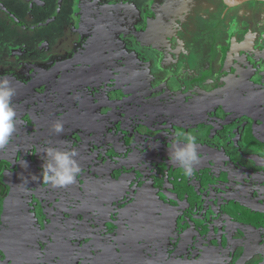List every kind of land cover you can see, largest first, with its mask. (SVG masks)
Here are the masks:
<instances>
[{"label":"flooded vegetation","instance_id":"1","mask_svg":"<svg viewBox=\"0 0 264 264\" xmlns=\"http://www.w3.org/2000/svg\"><path fill=\"white\" fill-rule=\"evenodd\" d=\"M6 1L10 3V0ZM250 2L252 4H249L250 6L241 13L243 22L240 24L241 27L237 29L234 26L231 30L230 25L236 20L235 17L234 21L226 22L224 19L217 25L213 24L216 14L212 10L208 12L209 9L205 12L203 8H200L201 6L197 7V3L196 7L179 6V12L183 9L186 12L183 16L163 11L160 14L155 13V16L153 13L150 18L149 11L144 16L142 11L146 9L144 5L141 6L142 8L132 5L134 3L140 6V0H34L33 4H44L43 7L38 8L42 14L48 10L51 12V17L46 18L51 25L54 22L61 25L58 20L62 19L66 23L62 24V30L67 31L68 24L71 22L72 26H69L71 32L73 29H78L87 40L81 41L80 49L78 46L74 51H66L68 55L64 57L61 56L62 53L48 52L49 49L41 50L38 53L41 63L36 64V69H30V66L21 60L23 56L26 58L32 53L28 51L20 53L23 47H15L17 49L10 53V60L15 59L17 53L21 56L15 67L12 66L14 64L2 65L3 62L9 61L5 59L3 61L0 56V72L8 74L6 70L10 69L13 73L21 72L23 68L20 65H23L28 68L24 70V73H34L32 79L26 77L25 83L16 82L15 85L10 82L16 91L12 98V107L16 111L17 119L16 131L10 143L4 151L0 152V204L3 198L10 196L23 201L27 198L28 203L33 205L34 196L39 195L55 199L53 206H49V210L53 209L54 213L60 215L64 211L61 207L79 203L71 200L74 196L86 195L93 198L91 207L87 210L90 218L87 220L88 222L97 221V223L91 222V229L97 228L102 238L107 237L104 244L116 248L118 252L116 262L123 259L126 264H229L232 258L225 255L224 250H215L209 240L210 234L221 226L222 229L228 228V225L237 223L240 219L243 224L250 223L251 228L248 227L250 230L264 227V211L259 208L261 204H264V160L258 159L262 151L259 148L261 145L257 144L253 152L247 150L253 160L250 166L243 163L244 155H247L246 151L242 154L239 149H234V152L240 155V159L237 160L227 151L221 154L223 149L216 143L201 144L199 146L201 150H198V153L202 158L200 162L202 169L185 175L177 166L169 163V150L163 149L168 141L173 142L176 130L185 131L191 128L177 120L169 123L163 118L162 123L152 121L146 114V109L149 108L148 105L155 96L147 91V86L143 84L142 79L138 89L129 96L131 90L125 89L127 87L125 83H128L129 77L134 75L131 72L134 70L131 69L133 65L129 60L127 61V55L132 53L131 50L139 49L137 50L139 54L141 50L143 51L141 54L158 56L157 52L153 53V42L145 37L147 44L142 43L137 39L134 31L140 30L138 31L140 35H147L146 33L149 34L150 31L149 35L152 37L154 33H159V31L152 33L158 30L154 25L159 23L171 26V29H167L171 33L168 35L169 38L173 39L172 35H176L173 43L161 47L162 56L170 52L171 47L172 52L173 50L177 52L179 46L186 44L183 41L182 32L187 27L189 29L197 27L207 37L212 28L213 30L216 28V34L230 36L227 45L218 50L213 49L211 53H204L194 45L196 64L199 65L200 59H209L207 64L203 63L198 67L208 73L207 70L213 67L216 56H221L222 63L226 61L225 65L229 61L225 68H229L228 75L235 85L234 88L241 91V98L244 100L241 112L245 114L241 119H244L252 128L253 142L259 138L264 140V131L260 129L261 125L264 126V22L258 27L253 20L257 16H262L264 19V2ZM15 3L19 9L28 6L25 0H17ZM15 3L12 1L11 5L16 6ZM120 4L125 7L121 11L124 12L121 15L125 16L124 20L117 17L105 19L104 15H102L104 16L102 21L97 19L98 16L95 14L100 11V8L118 14L119 10H115V7ZM195 10L196 20L192 15ZM11 16H14L17 21L20 18L25 19L24 14L20 15L17 12ZM92 29H96L97 35L88 39L85 37L86 32ZM128 29L133 30L129 32ZM74 32L78 31L74 30ZM233 33L235 38H243L242 44L234 41ZM237 33L241 35L236 36ZM257 33L259 36L254 43L252 37L255 39ZM78 35L80 36V33L74 34L70 39L77 43L74 47L79 44ZM111 38L118 44H122L121 47L110 46L111 43L108 40ZM193 38L196 37L193 36ZM112 40L109 41L112 42ZM256 43L258 51L248 46ZM55 44L56 42L53 41V47H56ZM102 47L107 51L102 52L101 50H104ZM26 48L29 47L25 46L23 49ZM172 63L173 61L170 62ZM40 64H45L46 69L40 68ZM146 65L148 69L156 70V73H159L161 68L160 66L154 68L155 65L151 61ZM127 72L129 77L120 79L121 75H117ZM208 79L209 83L210 80H216L213 75ZM253 108L256 112L254 122L247 117L250 113L248 109L253 110ZM56 121L64 123L62 124L64 131L60 134L53 130V124ZM228 124L233 126L235 122L232 119L228 121ZM236 128L235 134L227 132L226 138L231 141L236 138L242 139L244 132L246 137L247 131L244 125ZM165 133H167L165 140L158 150L167 152V156H158L156 160L149 158L151 157L149 154L153 153L151 151L153 141L160 135L164 136ZM47 147L77 150L76 159L82 167V173L76 179L77 186L70 184L54 191L50 185L42 183L41 167L42 158L45 155L43 150ZM213 158L220 160V167L215 166ZM144 160L147 161L141 163ZM206 161L209 162L206 163ZM148 162L150 164L147 169L136 168L139 164L146 166ZM222 163L229 167L226 169ZM156 170L161 171L162 182L158 181ZM186 185L190 191L184 194ZM137 192L141 194L144 201L152 204L171 202L169 194L180 195L178 199L183 203V210L180 215L171 211L175 214L171 225H168L167 219L170 216L166 214V207L155 208L157 210L152 212L151 215L154 216L148 222L149 231L147 229L145 235L135 236L134 230H138L141 226L131 221L125 224V221L121 219V212L126 205L131 204L132 195ZM109 194L116 196L112 204L101 200L105 196H110ZM124 196L127 198H122ZM120 198L123 199L122 202ZM189 204L199 208L200 211H191L188 209ZM209 210L222 211L224 214L227 213V217L219 218V222L215 219L217 223H213L210 221L213 216L208 212ZM17 211V218L22 223L24 209L20 206ZM40 215L36 207L32 206L29 209L28 222L31 229L39 223ZM178 215L183 218L182 221L180 219L178 222L175 221L174 217ZM201 215L206 217L200 218ZM233 216H236V219H231ZM2 218L4 216L1 214L0 221ZM21 223L18 227L19 239L16 241L20 254L25 248L21 237L23 229ZM82 235L86 234L82 233ZM3 242L5 240L0 239V264H3L2 259L6 257L14 258L10 252L5 253L6 247ZM121 246H126V250L121 249ZM259 246L263 255H261L262 258H255L253 264H264V244L260 243ZM20 254L16 250L15 258H20Z\"/></svg>","mask_w":264,"mask_h":264},{"label":"rangeland","instance_id":"2","mask_svg":"<svg viewBox=\"0 0 264 264\" xmlns=\"http://www.w3.org/2000/svg\"><path fill=\"white\" fill-rule=\"evenodd\" d=\"M10 1L15 2V0ZM25 1L31 2L32 0ZM6 2V0H0V56L3 61L5 59L9 62H3L2 65L8 66L9 64H14L12 66L15 67L21 56L16 52L17 57L10 60L9 56L11 51L20 47L24 48L26 46L29 48H22L20 53H24L25 51L32 53L29 56H26V58H24L23 56L21 60H24V62L30 66V69H36V64L41 63V60L38 59V53L41 50L49 49L48 52L54 53L62 50L63 53L61 54V56L64 57L68 55V52L76 50L78 46H80V49L82 46L81 41L87 40L83 37V33L80 30L73 29V32H71V27H69L72 26L71 22L70 24H68L69 26L67 27V31L66 29L62 30V24H66L65 21H62V19L58 20L59 24L61 25H57L55 22L51 25V23L48 21L39 22L38 20H42L40 19V17L43 14L38 8L43 7V3L33 5L31 3V6L22 7L20 9L18 6L14 7V10L17 13H20V15L24 14L25 16V19L20 18L19 21H17L14 16H11L10 12L6 10V8L11 9V7L5 4ZM210 4L214 6V14H216L219 8H221V4ZM248 5L249 4L244 3L229 9V12L227 14L229 16V20L232 21V18H236V20L234 21L235 24L233 23L230 25L231 30L234 28V26H236L237 29L241 27L240 24H243L241 13H243L245 9L249 7ZM123 9H125L124 6H122L121 4L117 5L115 7V10L119 11H117L118 14H114L108 10H103V8H100V11L96 12L95 15L98 16L97 19L100 21L103 20L104 16L105 19L117 17L120 20H124L125 16H121L124 13L121 12ZM205 9H207V6H205ZM2 13H4L5 17L2 16ZM139 14H141V12ZM257 17L259 18L262 16ZM214 18L215 19L213 24L217 25V23L221 20L220 14H216ZM253 20L255 23H257L255 19ZM143 22L145 23V21H142V23ZM86 24L88 25L89 23L86 22ZM154 26L158 30L154 28V30L156 31H153L152 33L159 31L162 32V34L164 33V35H159V33L157 32L154 33L151 37L149 35L151 33L150 31L149 34L146 33L147 35H140L138 34V31L140 30H137L136 32L134 31V34H137V37L140 38L138 40H143L145 44L147 43L144 38L147 37L148 39H150L153 42V53L155 54L157 52L158 56L151 57V55L148 56L147 54H141V52H143L141 50L139 54L137 51L139 49L131 50L132 53H128L127 55V61L129 60V62L133 65L131 69H133L134 71L131 72L134 73V75L129 77V72L125 74H117L121 75L120 79L124 77L130 78V80L127 81L128 83H125L127 86L125 87V89L131 90L129 96H131V94H133V92L138 89V86L142 83V79L143 84L147 86V91L151 94L153 93V95L155 96V98L148 105L149 108L146 109V114L149 115L152 121L162 123V118L168 120V123L173 122L172 120L182 121L184 124H186L187 127L191 128L185 131H190L197 137V145L199 151L201 150V148H199L201 144L211 145L216 143L217 145H220V148L223 149L220 152L221 154H225V152L227 151L237 160L240 159V155L235 153L234 149L237 148L240 150V153L244 154V151H246V153L247 150L248 152H250L256 147L257 144H260L261 147L259 148H261L262 151L260 152V155L258 156L260 158L258 159L260 161L264 160V140L259 138L255 140V142H253L252 128L249 126V124H247V122L244 121V119H241L243 114H245L243 113V111L241 112L243 107L242 101L244 102V100L243 98H241V91H237L234 88L235 85H233L232 79L228 75L229 68H225L229 61L225 65L226 61L222 63L221 56H216L213 62V67L210 66L211 68L207 70L208 73L203 72L200 68H198L200 66H197L196 64V50H193L194 45L198 47L197 49L211 53L213 52V49L218 50L220 47L227 45L230 36L228 35L229 37H224L216 34V28H214V30L212 28L209 30V36L207 37L204 36L202 34V31L197 27L196 29L195 27L194 29H189L187 27L184 28L182 32V38L186 44H182V47L179 46V50L177 52H175V50H173L172 52L173 48L171 47L170 52H168L165 56H162L161 50L163 46L173 43L176 35H172L173 39L169 38L168 35L171 33L167 29H171V26L167 25L166 23H159L158 25ZM22 28H29V31L22 30ZM74 30L78 32H74ZM132 30L133 29H128L129 32H131ZM95 31L96 29L87 31L85 37L90 39L91 37H93V35H97ZM76 33H80V36L78 35L77 37L78 39H80V41L79 44L74 47V45H76L77 43L75 44V42L70 39ZM138 35H140L141 37ZM238 35H241V33L236 34V36ZM193 36L196 38H193ZM232 37H234V33ZM256 38L257 36H255V39L252 37L254 43L257 41ZM109 40H112V38ZM109 40L108 42L111 43L110 46L121 47L122 45H120V43L118 44L115 40H112V42ZM53 41L56 42V47H53ZM248 46H251L250 48L258 51L257 43L255 45L250 44ZM102 49L104 50H101L100 48L102 52L107 51L104 47H102ZM163 52L165 51L163 50ZM173 53L175 54L173 55ZM92 54L94 53L92 52ZM149 61L153 62V64L155 65L154 68L156 66L161 67L159 68V73H156L157 71L153 68L148 69L146 64ZM171 61H173L172 64H170ZM120 64H122V62ZM20 66L23 68L21 72L17 71L13 73L12 69H5L9 73L5 74L0 72V78L6 77L10 82H12V84L15 85L16 82L25 83L26 77L32 79L34 73H24V70L28 68H25V66L23 67V65ZM141 67L147 69H143ZM40 68L46 69L45 64H40ZM136 68H139L140 70H137ZM211 75H213L216 80H210L209 83L208 78ZM149 80L150 82H148ZM151 85L153 86L151 87ZM154 90H156V92ZM248 111L250 112H248L249 115L246 114L248 119L254 122L256 115V112H254L255 109H248ZM232 119L235 122L233 126L228 124V121ZM241 125H244V129L247 131L246 137L244 132L242 139L236 138L231 141L230 139L226 138L227 132L235 134V131H237L236 127H240ZM248 126L250 128H248ZM260 129L261 131H264V126L261 125ZM174 131L175 130H173V132ZM166 134L167 133H165L164 136H158L153 141L151 145V151L153 153L149 154L151 155V157L149 158L156 160L158 156H167V152L164 151L169 150L167 147L171 146L172 142L168 141L163 149L164 151L161 152L160 150H158V147H161L160 145L164 142ZM221 142L223 143L222 145ZM244 157L245 160L243 161V163L251 166L250 163L253 162V160H251L252 156L247 153V155H244ZM213 159L215 166L220 167V160L217 161L216 158ZM145 161L147 160H144L141 163ZM201 161L202 158L200 157L199 163L194 167V170L202 169V164L200 163ZM208 162L209 161H206V163ZM149 164L150 162H148L146 166L139 164L136 166V168L147 169V166ZM222 166L226 167V169L229 167L223 163ZM203 169L207 170V168ZM159 178L161 179V177ZM72 185L77 186V180ZM51 189L54 191L59 190V188L53 187H51ZM188 191H190V188L188 187V185H186L184 194ZM109 195L110 196H105L101 200L108 201L110 204H112L116 196H114L113 194ZM133 195L131 198V204L128 206L126 205L127 207L125 206V209L122 210L121 219L125 221V224L134 222L141 226L138 228V230H134L133 235L135 236L137 234L145 235V231L147 229L149 231L150 227L148 222L149 219L154 216L151 214L152 212H155L154 210H157L155 208L166 207V214L170 216L167 219L168 225H171L172 217L174 216V214L176 213L180 215L181 211L183 210V203L178 199L180 195L174 196L173 194H169L171 202L166 201L159 202L157 204H152L150 202L144 201L139 192H137V194H135L134 196ZM73 198L74 199L71 200L77 201L79 203H73L72 205L61 207V209H63L64 211L60 215L54 213L53 209L49 210V206H53L55 199L35 195L32 201L33 205H31L30 203H28L27 198L24 201L17 198H10V196L3 198L0 204V212L4 216V218H2V221H0V239L5 240V242H3L6 247L5 253L10 252L14 256V258L6 257L2 259V263L119 264L120 262H122V264H126L123 259H120V261L116 262L118 258V252L116 248L104 244V241H107V237L102 238L97 231V228H94L93 230L91 229V222L97 223L96 220L91 222H88L87 220L90 219L88 217L87 210H89V208L91 207V199L93 198H90L86 195H77ZM122 198H127V196H124ZM122 198H120V202H122ZM20 206L24 209L23 217H21L22 223L17 218V210ZM32 206L36 207L37 210H39V214L41 215L39 223H36L31 229L28 222V214L29 209H31ZM120 206H122L121 203ZM189 206L190 208L188 209H190L191 211H200L199 208L197 209L190 204ZM171 211L175 213L173 214L171 213ZM208 212L212 213L211 215L213 216V219H210V221H213V223H217V221L219 222V218L227 217V213L224 214L219 210H215L214 212H212V210H209ZM67 214H69L70 216ZM179 215L176 218L174 217L175 221L177 222L179 221V219L180 221L183 220V218L181 216L179 217ZM210 216L208 215V217ZM203 217H206V215L200 216V218ZM234 218L236 219V216H233V218L231 219ZM204 219L207 220V218ZM221 220L223 221V219ZM45 222L46 224L44 225ZM20 223L22 224L23 228L21 231V237L23 240V244L25 245V248H23L21 254L19 253L16 244L17 239H19L18 227L20 226ZM48 227L50 232L48 230ZM248 227L251 228L250 223H248L247 225L243 224L242 220L240 219L239 222L228 225V228L225 227V229H222L221 226L220 228L215 229L212 234H210L209 240L212 242L215 250H224V254L229 258H232L229 264H253L255 258H262L261 255H263V251L259 250L261 248L259 245L260 243L264 244V227L260 226L254 230H250V228L248 229ZM82 233L86 235H82ZM123 248L124 250H126V246H121V249ZM16 250L17 253L20 254V258H15ZM216 253H218V251H216Z\"/></svg>","mask_w":264,"mask_h":264},{"label":"clouds","instance_id":"3","mask_svg":"<svg viewBox=\"0 0 264 264\" xmlns=\"http://www.w3.org/2000/svg\"><path fill=\"white\" fill-rule=\"evenodd\" d=\"M15 94L16 91L9 79L0 78V152L6 149L16 131L17 114L12 107V98ZM53 130L57 134L62 133L64 131L62 123L54 122ZM43 153L45 154L41 167L43 184L62 188L76 182L82 169L76 159L78 152L75 148L61 150L47 147ZM199 160L197 137L190 131L176 130L169 147V163L177 166L185 175H190Z\"/></svg>","mask_w":264,"mask_h":264},{"label":"crops","instance_id":"4","mask_svg":"<svg viewBox=\"0 0 264 264\" xmlns=\"http://www.w3.org/2000/svg\"><path fill=\"white\" fill-rule=\"evenodd\" d=\"M15 2H17V0ZM15 2L13 1V3H15ZM33 2L34 1L32 0L31 2H28L27 5L31 6V3L33 4ZM11 3H12V1H10V3H7V2L5 3L7 6L11 7V10H9V9H7V10L11 14H15L16 11L13 9V7H17V4L15 3L16 6H13V4L11 5ZM192 3H194V5ZM196 3H197V7L201 6L200 8H204L203 10L205 12H207L208 9H209L208 12H210V10H212V12H213L214 6L212 4H210V3H214V5L221 4V8H223V9H219L217 11V12H220L218 14H220V17H221V20L219 22L224 21V19H225L226 22H229V17L227 15V12H229V9L235 7V6L234 7L226 6L224 4L223 0H176V2H175V0H140V6L137 5V4H134V3L132 5H134L136 7H141V6L144 5L145 8H146V9L142 10L143 13H144V16H146L148 14V11H149V13H150L149 15L151 17L153 15V13H154V16H155V13H157V14L159 13L160 14V12H163V11H166V12L168 11L172 15L173 14L180 15V16L184 15V14L186 15V12L184 13V11H185L184 9L182 11H180V12L178 11L179 6L182 7V8H185L186 6H189V7L190 6H195L196 7ZM170 4L172 5L171 7H170ZM247 4H252V3L251 2L250 3L247 2ZM3 6H4V4H3ZM205 6H207V9H205ZM248 6H250V5H248ZM147 8H149V10ZM263 10H264V8H263ZM192 15L194 16V18L196 20V10L194 11V13ZM2 16L5 17L4 13H2ZM50 17H51V12L48 10L46 13H43V15L40 17V19H42V20H38V21L39 22L47 21L49 19H46V18H50ZM262 18L263 17H259V18L256 17L255 18V20L257 22L256 24H257L258 27H260L263 24V22H264V19H262ZM234 20H235V18H232V21H234ZM233 23L235 24V22H233ZM22 30H28L29 31V28H22ZM159 35H164V33L162 34V32H159ZM242 36L244 37V35H242ZM256 36H259L258 33L256 34ZM137 39H140V38L137 37ZM241 40H243V38L242 39L241 38L237 39V38L234 37V41H238L240 44H242ZM139 41H142V43H145V42H143V40H139ZM238 42H237V44H238ZM202 52L207 53L206 51H202ZM58 53H63V51L60 50ZM204 53H202V54H204ZM208 62H209V59L205 58L204 60L200 59L198 64L199 65H203V63L207 64ZM155 174L158 177H161V179L158 178V181L162 182V177L163 176H162L161 171L156 170ZM0 215H1V212H0Z\"/></svg>","mask_w":264,"mask_h":264},{"label":"water","instance_id":"5","mask_svg":"<svg viewBox=\"0 0 264 264\" xmlns=\"http://www.w3.org/2000/svg\"><path fill=\"white\" fill-rule=\"evenodd\" d=\"M223 1H224V4L228 7L238 6L244 2H249V1H262V2H264V0H223ZM259 208H260V210L264 211V204H261Z\"/></svg>","mask_w":264,"mask_h":264}]
</instances>
